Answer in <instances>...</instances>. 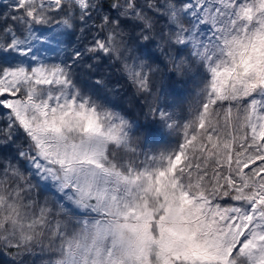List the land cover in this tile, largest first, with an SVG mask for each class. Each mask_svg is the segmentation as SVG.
<instances>
[{"label": "snow or ice", "instance_id": "snow-or-ice-1", "mask_svg": "<svg viewBox=\"0 0 264 264\" xmlns=\"http://www.w3.org/2000/svg\"><path fill=\"white\" fill-rule=\"evenodd\" d=\"M38 262L264 264V0H0V264Z\"/></svg>", "mask_w": 264, "mask_h": 264}, {"label": "rangeland", "instance_id": "rangeland-1", "mask_svg": "<svg viewBox=\"0 0 264 264\" xmlns=\"http://www.w3.org/2000/svg\"><path fill=\"white\" fill-rule=\"evenodd\" d=\"M77 39H80V43L87 44L91 40V36H88L86 39L80 37V33L77 32L76 36L73 37V46H76L75 42ZM41 56H47L51 62L57 61V53L51 51V49L44 47L41 48L40 53ZM186 55V54H185ZM113 66H109V61L103 59L101 57V73L107 84L106 89L104 91L106 94L114 101V104L117 110L123 112L128 116L130 120L134 123L139 124L141 126L145 125L149 121V117L146 115L148 109L142 107L145 103V99L140 96V94L135 93L134 87L129 83H123L119 81L117 74V67H120L119 64H116L114 61L112 62ZM162 67V66H161ZM197 66L192 64V71H196ZM99 78V77H97ZM159 86L165 87L167 90V99L169 102L172 100L183 101V108L177 106L175 111L177 112V119L181 118V115L186 114L188 110V101L191 99L193 85L185 84L183 82V78L171 77L170 75H163L162 80L159 83ZM172 111V109H169ZM136 143L140 145L141 148H144V140H145V132L143 127L139 130H135L132 133ZM178 133H172L168 135V130L164 129L162 132L159 130L153 131L149 134V143L147 145V149H151L154 146L163 149L166 144L171 143L175 144L177 140ZM39 264V262H38Z\"/></svg>", "mask_w": 264, "mask_h": 264}, {"label": "trees", "instance_id": "trees-1", "mask_svg": "<svg viewBox=\"0 0 264 264\" xmlns=\"http://www.w3.org/2000/svg\"><path fill=\"white\" fill-rule=\"evenodd\" d=\"M115 67H117L118 69L116 70L117 71V74H118V79H119V81H121V82H123V83H125L126 84V82H128L126 79H125V77L120 73V71H119V67L118 66H116L115 65ZM136 93V92H135ZM137 95H138V93H137Z\"/></svg>", "mask_w": 264, "mask_h": 264}]
</instances>
